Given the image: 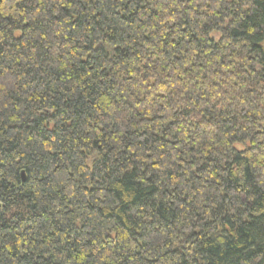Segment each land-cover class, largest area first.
I'll return each instance as SVG.
<instances>
[{
  "label": "trees",
  "instance_id": "1",
  "mask_svg": "<svg viewBox=\"0 0 264 264\" xmlns=\"http://www.w3.org/2000/svg\"><path fill=\"white\" fill-rule=\"evenodd\" d=\"M0 264H264V0H0Z\"/></svg>",
  "mask_w": 264,
  "mask_h": 264
},
{
  "label": "water",
  "instance_id": "2",
  "mask_svg": "<svg viewBox=\"0 0 264 264\" xmlns=\"http://www.w3.org/2000/svg\"><path fill=\"white\" fill-rule=\"evenodd\" d=\"M23 175V174H22ZM24 176V175H23ZM23 179H24V177H23Z\"/></svg>",
  "mask_w": 264,
  "mask_h": 264
}]
</instances>
